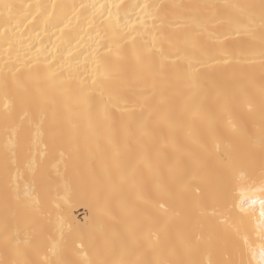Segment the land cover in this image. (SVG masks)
<instances>
[{
	"label": "bare ground",
	"instance_id": "6f19581e",
	"mask_svg": "<svg viewBox=\"0 0 264 264\" xmlns=\"http://www.w3.org/2000/svg\"><path fill=\"white\" fill-rule=\"evenodd\" d=\"M0 264H264V0H0Z\"/></svg>",
	"mask_w": 264,
	"mask_h": 264
},
{
	"label": "rangeland",
	"instance_id": "374dc122",
	"mask_svg": "<svg viewBox=\"0 0 264 264\" xmlns=\"http://www.w3.org/2000/svg\"><path fill=\"white\" fill-rule=\"evenodd\" d=\"M82 214H84V213H82Z\"/></svg>",
	"mask_w": 264,
	"mask_h": 264
}]
</instances>
